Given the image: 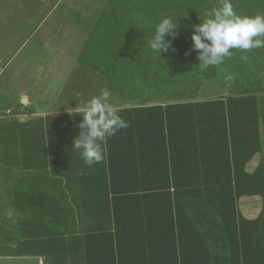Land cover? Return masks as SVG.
Returning a JSON list of instances; mask_svg holds the SVG:
<instances>
[{
    "label": "trees",
    "instance_id": "16d2710c",
    "mask_svg": "<svg viewBox=\"0 0 264 264\" xmlns=\"http://www.w3.org/2000/svg\"><path fill=\"white\" fill-rule=\"evenodd\" d=\"M231 2L240 16L264 15V0ZM219 6L104 2L78 62L123 101L129 122L106 142L109 185L75 203L61 177L28 171L6 195L30 231L2 218L1 243L37 244L28 255L51 264H264V47L232 49L201 70L193 26ZM165 16L179 28L158 55L148 40ZM220 67L230 93L196 100Z\"/></svg>",
    "mask_w": 264,
    "mask_h": 264
},
{
    "label": "rangeland",
    "instance_id": "374dc122",
    "mask_svg": "<svg viewBox=\"0 0 264 264\" xmlns=\"http://www.w3.org/2000/svg\"><path fill=\"white\" fill-rule=\"evenodd\" d=\"M105 1L0 0V59L3 61L0 82L2 91L8 96V99L5 97L7 102L3 99L0 107L1 116L22 114L25 117L23 111L28 102L22 103L21 98L28 95L20 94L22 89L34 92L37 99L43 101L44 104L38 102L35 105L39 111L75 107L77 102L82 104L99 95L101 90H109V85L93 69L78 62L97 12ZM231 86L232 77L228 70L220 67L217 77L204 81L196 100L221 95ZM113 103L124 105L118 97L113 98ZM8 109L10 114L6 112ZM7 121L15 122L14 119ZM61 126L63 135L79 134L73 120ZM10 129L11 126L2 128L0 134L9 135ZM67 148L72 155L73 149ZM256 161L257 158L253 163ZM254 204L257 209V203ZM3 220L11 221L7 217ZM30 248L38 250L40 247L34 244ZM0 264H38V259L2 257Z\"/></svg>",
    "mask_w": 264,
    "mask_h": 264
},
{
    "label": "crops",
    "instance_id": "0c3cea01",
    "mask_svg": "<svg viewBox=\"0 0 264 264\" xmlns=\"http://www.w3.org/2000/svg\"><path fill=\"white\" fill-rule=\"evenodd\" d=\"M228 92L230 93V90ZM228 92L221 95H228ZM0 93L2 98H8L1 89V82ZM22 93L28 95L21 98V101L23 98L28 100L27 107L23 111L25 117L22 114L0 116V129L11 126L9 135H4V132L0 134V219L5 217L11 219V228L13 227L24 236L30 231L29 225L24 218L22 219L16 211L11 209L6 195L7 187L13 185L22 175L28 171L39 170L61 177L71 200L75 203L84 195L96 196L94 190L99 187L101 190L105 189V185H109V175L106 144L104 160L91 167L84 163L76 150H71L72 155L68 153L67 147L72 148V140L78 135H63L64 128L61 125L72 120L74 124H78L80 116L75 113L70 116L67 109L59 108L52 111H39L35 105L38 102L44 104L43 101L38 100L34 92L30 93L22 89L20 94ZM10 119L23 124L18 125L13 121L7 123ZM3 204L4 207L1 208ZM32 227L35 232L40 229V227ZM28 244L30 242L27 241L19 245L16 242L9 244L0 242V258L37 257L38 264H40V258L43 264H51L49 258L44 255H28L27 251L31 249Z\"/></svg>",
    "mask_w": 264,
    "mask_h": 264
},
{
    "label": "clouds",
    "instance_id": "9594fccd",
    "mask_svg": "<svg viewBox=\"0 0 264 264\" xmlns=\"http://www.w3.org/2000/svg\"><path fill=\"white\" fill-rule=\"evenodd\" d=\"M178 28L176 19L169 16L161 18L148 40V47L158 55L169 51L171 40L165 37L174 39ZM193 28L191 39L198 52L201 70L223 63L232 49L247 51L264 47V15L240 16L234 12L231 0H220V6L206 13L205 18ZM67 112L70 116L75 113L81 117L76 124L80 131L72 140V149L79 152L89 167L104 160L107 140L129 127L108 89L101 90L99 95L82 104L77 102L75 107H68Z\"/></svg>",
    "mask_w": 264,
    "mask_h": 264
},
{
    "label": "built area",
    "instance_id": "2783aa9c",
    "mask_svg": "<svg viewBox=\"0 0 264 264\" xmlns=\"http://www.w3.org/2000/svg\"><path fill=\"white\" fill-rule=\"evenodd\" d=\"M2 62H3V61L0 59V65L2 64ZM0 72H1V71H0ZM6 112H7L8 114H10V113H11V110L8 109ZM39 263H40V264H43V261L41 260V258H40Z\"/></svg>",
    "mask_w": 264,
    "mask_h": 264
},
{
    "label": "water",
    "instance_id": "95a60500",
    "mask_svg": "<svg viewBox=\"0 0 264 264\" xmlns=\"http://www.w3.org/2000/svg\"><path fill=\"white\" fill-rule=\"evenodd\" d=\"M21 102L25 103V102H28V100H27V98H23Z\"/></svg>",
    "mask_w": 264,
    "mask_h": 264
}]
</instances>
